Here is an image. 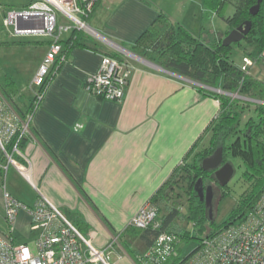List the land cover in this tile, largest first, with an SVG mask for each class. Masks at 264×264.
Wrapping results in <instances>:
<instances>
[{
    "label": "crops",
    "instance_id": "obj_1",
    "mask_svg": "<svg viewBox=\"0 0 264 264\" xmlns=\"http://www.w3.org/2000/svg\"><path fill=\"white\" fill-rule=\"evenodd\" d=\"M32 1L19 8L4 7L3 17L6 10L22 9ZM161 14L177 23L156 6V0H98L81 44L68 49L69 44L63 41V50L51 68V80L31 113L34 97L30 95L28 100L17 76L6 70L5 78L10 76L19 92L11 100L0 91V113L11 112L29 121L21 154L15 153L13 159L31 167L32 183L14 164L4 168L8 158L0 147L1 212L4 187L28 206L45 198L79 224L96 247H106L114 239L116 245L130 230L132 217L172 177L193 145L207 143V129L220 110V100L200 91L195 81L137 56L147 59L141 52L151 37L144 32L161 24L157 21ZM58 19L66 23L63 17ZM73 31L64 32L61 39L67 40ZM44 38L0 40V63L4 64V47L21 48V60L29 54L31 44H44L36 65L27 70V81L33 84L38 65L51 45V40ZM25 41L28 43H22ZM110 53H117L132 69L121 101L106 100L86 88L87 78L98 71L102 55ZM10 54L12 57L14 52ZM245 57L250 58L243 52L236 58L241 68ZM250 59L246 73L264 82L263 59ZM13 65L19 70L21 64L17 61ZM4 80L0 76V82ZM11 168L18 172L17 179L22 176L28 191L19 192L9 185ZM29 221V214L21 210L15 227H26L27 231Z\"/></svg>",
    "mask_w": 264,
    "mask_h": 264
},
{
    "label": "built area",
    "instance_id": "obj_2",
    "mask_svg": "<svg viewBox=\"0 0 264 264\" xmlns=\"http://www.w3.org/2000/svg\"><path fill=\"white\" fill-rule=\"evenodd\" d=\"M98 0H33L22 9L6 10L3 17L5 26L13 28V35L42 36L51 40L33 84L42 86L62 52L59 43L62 34L70 30H89L88 18L93 13ZM58 14L66 23H60ZM264 62V56L262 57ZM242 70L252 64L244 58ZM131 66L120 58L102 55L98 71L87 78V90L110 101H121L126 94ZM39 87V88H40ZM36 106L43 92L35 94ZM30 120V116H29ZM29 121H22L11 112L0 113V147L7 156V170L14 164L21 175L30 183L31 167L17 163L13 159L20 153L17 144L11 152L6 145L17 133L25 134ZM21 154V153H20ZM25 210L30 221L29 233H36L32 244L18 243L14 237L15 224L19 212ZM9 231L0 228V264H95L98 261L110 264V252L116 239L105 248L96 247L80 229L64 215L58 207L45 198L28 206L10 194L4 187L2 214ZM129 227L140 230L152 229L157 234L152 242L137 255L138 264H166L177 256L181 237L177 233L162 228L157 205L147 201L132 217ZM178 264H264V191L253 210L241 221L231 224L213 237L204 238L200 246L181 259Z\"/></svg>",
    "mask_w": 264,
    "mask_h": 264
},
{
    "label": "trees",
    "instance_id": "obj_3",
    "mask_svg": "<svg viewBox=\"0 0 264 264\" xmlns=\"http://www.w3.org/2000/svg\"><path fill=\"white\" fill-rule=\"evenodd\" d=\"M225 1L203 0V3L208 10L217 13L220 18L233 27L226 35L245 21L251 20L250 32L235 44L240 46L244 54L250 58L254 60L262 58L264 56V0H262L256 15L251 14L250 8L257 3V0H240L236 12L230 17H224V11L227 8ZM157 21L161 24H155L149 30L147 29L146 33L144 32V35L149 34L151 37L150 48L153 51L146 48L141 52V55L168 71L206 86H200L199 90L220 100V110L207 129L209 132L207 143L197 142L193 145L173 172L172 177L157 191L151 201L158 207L162 228L180 235L181 242L184 237L189 238V233L175 224L179 217L192 223L198 233L206 232V223L214 226V218L210 219L209 208L197 194L195 183L199 177H203L205 188L209 183L212 186L214 183L221 187L215 177V169L205 171L201 165L206 157L212 155L219 147H223L224 162L230 161V157H238L241 160L242 178L248 186L241 195L238 207L231 212L230 216L217 228L206 233L205 238L213 237L231 224L243 220L253 210L264 191V82L252 78L246 71L242 70L241 66L236 64L234 56H232L233 44L225 46L223 44L224 37L205 44L199 35L191 32L179 22H171L163 14L159 15ZM82 34V30L74 29L70 38L67 40L60 39L59 43L63 45V41H65V44H69L68 49L80 45ZM109 55L120 58L117 53H110ZM51 75L50 72L44 84L39 88L40 92L45 91L51 80ZM209 87L220 89L228 94L237 93L242 97L250 96L261 102L244 101L242 98L216 92ZM0 91L5 98L11 100L12 96L19 92L16 83L8 75L4 82H0ZM31 105L30 113L36 109V97L33 98ZM249 105L255 106L254 112L243 122V114ZM25 139L24 134L17 133L6 145V150L11 152L16 144L20 149ZM180 181L186 183L188 214H181L177 206H167V203L164 207L167 211L162 213V209L157 203L160 201L167 202L169 199L167 192L173 190ZM74 224L80 231L82 230L79 224ZM130 230L138 233L146 247L151 244L152 236L157 234V231L152 229L140 230L130 227ZM202 240L200 241L202 242ZM197 248L188 254H182L183 248L179 246L177 256L166 264L180 263L181 259ZM125 249H127L134 263L138 264L137 255L139 253H136L127 244Z\"/></svg>",
    "mask_w": 264,
    "mask_h": 264
},
{
    "label": "rangeland",
    "instance_id": "obj_4",
    "mask_svg": "<svg viewBox=\"0 0 264 264\" xmlns=\"http://www.w3.org/2000/svg\"><path fill=\"white\" fill-rule=\"evenodd\" d=\"M27 1L28 0H0V40L22 38L32 40L46 39L42 36H14L12 34L13 28H7L5 25H3V8L6 6H9L10 8H19L22 4L26 3ZM225 2H227V8H225L224 17H230L236 12V7L239 5L240 0H226ZM156 6L161 8L168 15H170L173 20L184 25L191 32L199 35L205 44L211 42L214 39L217 40L221 37L227 36L226 34L230 31L231 28H233L226 21L220 18L217 13L213 12L212 10H208L207 6L204 5L203 0H156ZM60 16L61 15L58 14L59 18ZM87 24H89V22ZM162 25L165 26V24ZM83 31L88 32L87 30ZM150 45L151 43L147 45V48L150 51H153L151 50L152 48H150ZM43 46L45 45L42 43L31 44L29 54H24V57H22L21 60L18 57L20 55L19 52H21V48H3L4 54L2 59L4 61V64L3 62L0 63V76L4 80L5 74L7 73L6 70L9 72V74H14L15 77L17 76L16 78L19 79V86L24 89V96H28V100L30 98V95H32V97H35L34 91H38L40 86L31 84L29 83V81H27V70L36 65L38 58L41 56ZM11 52H14V55L12 57L10 54ZM232 52V56H234L233 58L235 59V62H237L236 58L237 56H239L240 53H243V49L233 43ZM202 54H204V51H202ZM17 61H19L21 64L19 70L15 69L13 65ZM23 67L26 69L25 72L22 70ZM39 67L40 66L38 65V69ZM197 85L206 87L200 84ZM209 89L212 88L209 87ZM212 90L228 94L220 89L213 88ZM228 95L236 98H242L244 101H247L244 96H239L237 95V93H232ZM257 102L261 101L259 100ZM254 108V105H249L246 107L245 112L243 114V122H245L248 117L254 112ZM229 160V162H231L234 167V174L231 177L228 185L225 187H218L214 183H212L213 186L209 183V185H211L213 189L212 211L215 225L212 226L209 223H206V232L198 233L192 226V223L188 222L186 219L182 217L176 219L175 224H177L179 228L183 229L184 231H188L189 233V238L184 237L182 239L180 245L183 248L182 254H188L195 248H197V246L201 242L200 240L206 237V233L210 230H214L215 228H217V226L224 222L230 216L231 212L238 207L241 195L247 189L248 185L243 181L242 178L243 166L241 160L238 157H230ZM11 170L12 171L8 176V182L10 186H13L12 189L15 188L19 192L28 191L29 188L26 186L27 184H24V182L20 180L22 179V176H19L21 178L17 179L15 175L16 173L18 174V172H16L14 168H11ZM167 194L169 195V199L167 202L160 201L157 203L159 208L162 209V213H165L167 211V209L164 208L165 204L167 203V206H177L180 209L181 214L187 215L188 201L186 183L184 181H180L177 185L174 186V189L168 191ZM0 228L5 232L9 231V227L2 217H0ZM83 234L87 238H90L87 235V232L83 231ZM35 236L36 233H29L28 230L26 231V227H24L23 229L17 226L15 227L14 237L16 238V241L18 243L32 244L35 239ZM117 241L119 243L116 245L114 244V247L110 249V264H135L127 249H125L126 244L136 253H142L145 250L146 246L144 244L143 239L140 238L138 233L134 232L133 230H129L125 235L120 236L119 240ZM121 244L124 245L125 248H123ZM99 248H102V246ZM95 264H104V262L98 261Z\"/></svg>",
    "mask_w": 264,
    "mask_h": 264
},
{
    "label": "water",
    "instance_id": "obj_5",
    "mask_svg": "<svg viewBox=\"0 0 264 264\" xmlns=\"http://www.w3.org/2000/svg\"><path fill=\"white\" fill-rule=\"evenodd\" d=\"M262 0H257V3L250 8V12L252 15H256L259 11L260 4ZM252 21L247 20L242 25L233 29L226 37L223 39V44L225 46H229L233 43L241 41L251 30ZM142 61H146L147 64L154 65L156 67H160L153 62L137 55ZM202 169L207 171L211 169H215V177L220 186L225 187L228 185L231 177L234 174V167L231 162H224L223 157V147H219L215 150V152L206 157L202 161ZM195 190L199 195L200 199L205 201L207 207L209 208L210 219H213V211H212V199H213V189L212 186L209 185L206 188L203 185V177H199V179L195 183Z\"/></svg>",
    "mask_w": 264,
    "mask_h": 264
}]
</instances>
